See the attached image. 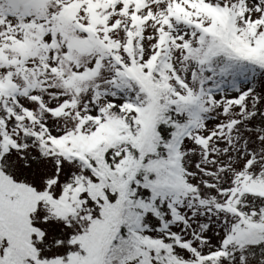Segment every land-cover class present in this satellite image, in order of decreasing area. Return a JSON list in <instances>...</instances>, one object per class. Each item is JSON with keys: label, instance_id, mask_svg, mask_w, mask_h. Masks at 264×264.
<instances>
[{"label": "snow or ice", "instance_id": "6c2138e0", "mask_svg": "<svg viewBox=\"0 0 264 264\" xmlns=\"http://www.w3.org/2000/svg\"><path fill=\"white\" fill-rule=\"evenodd\" d=\"M0 264H264V0H0Z\"/></svg>", "mask_w": 264, "mask_h": 264}]
</instances>
